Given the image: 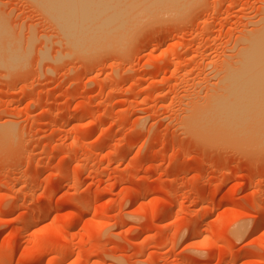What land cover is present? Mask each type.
I'll use <instances>...</instances> for the list:
<instances>
[{"label":"rangeland","instance_id":"374dc122","mask_svg":"<svg viewBox=\"0 0 264 264\" xmlns=\"http://www.w3.org/2000/svg\"><path fill=\"white\" fill-rule=\"evenodd\" d=\"M51 7L0 0V34L13 41L0 57L17 56L0 61V128L15 132L0 140V258L264 264L261 137L246 133L251 148L224 133L231 145L185 125L237 65L264 0H198L187 19L125 25L136 27L125 50L113 32L123 48L83 43L93 52L72 46Z\"/></svg>","mask_w":264,"mask_h":264},{"label":"bare ground","instance_id":"6f19581e","mask_svg":"<svg viewBox=\"0 0 264 264\" xmlns=\"http://www.w3.org/2000/svg\"><path fill=\"white\" fill-rule=\"evenodd\" d=\"M197 1L198 0H50V4L52 5L51 12L53 16L54 14L58 15L59 18L57 19V21L59 22V24L63 23L62 25L61 24L60 25L62 26V30L64 31V33L65 34L69 33V35H67L69 36L68 38L74 35V37L71 38L72 40H74V42L73 41L70 42L71 39L69 41L70 43H72V46L81 47L84 45L86 46L87 50L89 49L90 52H93L96 49H107L109 47L120 49V48H123V46L125 47L123 48L125 50L133 41L132 34H134L136 30L135 29L136 27L134 28L132 27L134 31L132 30L133 32H130L131 30L129 31L128 29H126L128 28L126 26L128 25L138 26V24L139 26H143L141 25L142 21H146L148 19L149 20H156V19L162 20V18H166V19L173 18L170 20H177V17L179 15H181V17L184 16L183 18L185 19L186 17L187 19V17L189 18V16L192 15V11L195 5L197 4ZM41 2L44 3L43 1ZM181 7H185V8H181ZM58 16H55V17H58ZM60 19L62 20L59 21ZM259 22L260 24L259 26L257 25L258 26L257 28H255L254 30L252 29V31H248L247 32L248 34L246 33L247 35H245V37L242 38L241 40L242 45H239L240 47L238 46L239 48L235 56V60L232 59L234 60L232 61L233 63H236V60H237V65L232 66L233 64H230L231 65L230 66L228 64L226 66L227 67L230 66V68L228 67L229 68L228 69L225 66L227 71L223 70V71H226L225 73H223L222 71V73L224 74L223 75L224 80L222 78L220 79L223 80L224 85L223 84H219V85H223L222 86L223 90L222 89L219 90L218 87L220 86L218 85L217 89L214 90V91H217V90L218 91L215 92V94L212 92V94L210 93L208 95V98L211 100L208 99L209 102H206L205 101L206 99L204 100V102L207 103V104L203 103L205 107H203L202 106L203 104L199 103V101L197 100L198 103L197 102L196 103L200 104L203 108L202 107L200 108V106L198 105L196 106L194 105L192 106L193 108L195 107L197 108L198 106L199 109L192 108L194 111L193 110L191 112L189 111L191 115H189L188 113L187 115L188 121L186 120L187 123H185V125H187L189 129L196 131L198 136L201 134L204 135L205 133L206 134L205 136H207L209 139L211 138L208 136L209 134L210 136L213 137L211 138V141L212 139H215L217 141V139L220 136H221L220 137L221 140L224 139L225 141L226 140L225 138H227V136L224 135L225 138H223L224 136L222 137V135L224 133L237 135L238 137H245L246 139L249 136V134H246V133H251L252 136H255L254 134L257 135L255 136L256 139H259L261 137L259 140L261 143L257 142L253 144V146L255 148L257 145L264 146V144L262 145V138L264 139V16ZM1 23L2 25H4L3 22H0V24ZM63 26L65 29H63ZM122 27L126 31L122 30L123 29ZM155 28H153L152 31L155 30ZM66 29L68 30L67 32H65ZM1 30H2L1 31L2 33L5 32V28H1ZM88 30H91L88 32V34L90 33V35H93V38H91L92 36L90 37L92 40L88 38V35L86 36V33H87L86 31ZM127 32H130V35L128 33V35H125L123 39V35L125 33L127 34ZM2 33L0 34V37L3 36ZM5 33H4L5 38L1 37L0 39L1 42L2 40L6 39L9 36L7 31ZM109 33H112L111 35L114 34L118 37L120 36V39L122 37V41L124 43L121 42L120 39H118L120 40L118 41L116 39L118 37L113 35L116 41H118L119 43L121 42V44H125V43L126 44L123 46L122 45L118 46L117 42L113 40V37L112 39L110 38V40L108 39L109 37L107 35H110ZM75 35L79 38L77 41L73 39L76 37ZM83 36L87 38L84 39ZM126 36L128 37V39ZM9 38H7V40L11 41L10 40L11 38L10 39ZM80 38L84 39L85 41H81ZM105 38L108 39L110 42L107 43L108 41ZM130 38L132 39L129 40ZM94 39L97 41H95ZM126 39L127 41L125 42ZM7 40L3 41L5 43V44L3 43L5 47L7 46L6 44H8ZM79 40L81 41L79 43H81L82 45L80 44L78 45ZM102 40L104 41L103 44H102ZM111 40H113L114 43L115 42L116 43L114 44L113 41ZM86 41L90 42L88 43L89 46L93 44L95 45L96 43H97L96 45L98 46V43H99L98 41H100L101 44L98 46L99 48H95L97 46L93 45V47L95 48L94 50V49H91L92 47H88L87 46L88 44H83ZM11 42L13 43V41ZM127 42L129 45H127ZM74 43H77V45H74ZM107 44L109 45L111 44L112 46L111 45L107 46ZM3 45L1 43L0 48H2ZM13 45H16V44H13ZM84 46L81 47L82 49L79 48L80 51L81 50L85 51ZM8 47H11V45H9ZM9 49L10 48H8L7 50L1 49L2 50L0 52L1 55L5 51H8ZM13 55L14 57H17L15 53ZM3 56H4L3 60L6 61V59H8L9 60V61L7 60L8 62H10V59L12 60V58L15 59L12 55H9L11 58H9L8 55L6 57L5 55ZM3 60L0 57V61L5 63ZM210 95H213V97ZM185 115L184 117H186ZM3 126L5 125L3 124ZM11 127L13 126L11 125ZM1 128H0V140L3 141V139H5L3 137L7 135L9 136L12 135L13 137L15 136L13 135V133H15L14 131H12L13 133L11 134V128H6V126L3 127L5 129H1ZM9 136L8 138H10ZM205 136H203V138ZM230 137L231 136H229V138ZM252 140L250 141L248 140V141L250 143L251 142L253 143L254 140L253 141ZM228 141L230 143V140ZM252 143L249 144L251 148L253 147ZM236 144L243 145L244 143L242 142L241 144H239L238 142ZM231 145H233V143ZM249 145L246 144L245 145L246 148ZM257 206L259 207V209H262L264 206L263 200L262 202L259 201V203H257ZM262 212L263 214L261 216H263L262 217L263 221H261L262 223H260L259 225L260 227H264V211ZM27 224L29 225L28 219L27 221H24L23 228L26 227ZM25 230H27V227ZM23 236L25 239L27 238L26 233H24ZM2 257L3 256H1L0 258L2 264L11 263L12 260L10 261L8 257L7 258H2ZM38 261H41V260L39 259L37 260V262Z\"/></svg>","mask_w":264,"mask_h":264}]
</instances>
